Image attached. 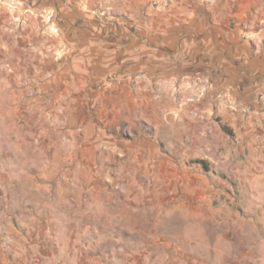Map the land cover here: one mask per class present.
<instances>
[{"label":"rangeland","instance_id":"rangeland-1","mask_svg":"<svg viewBox=\"0 0 264 264\" xmlns=\"http://www.w3.org/2000/svg\"><path fill=\"white\" fill-rule=\"evenodd\" d=\"M214 1L224 49L134 84L120 52L59 41L54 16L26 41L25 9L1 0L0 241L46 240L53 264H264V77L233 68L264 0Z\"/></svg>","mask_w":264,"mask_h":264},{"label":"crops","instance_id":"crops-1","mask_svg":"<svg viewBox=\"0 0 264 264\" xmlns=\"http://www.w3.org/2000/svg\"><path fill=\"white\" fill-rule=\"evenodd\" d=\"M8 1L9 8L15 11L25 9L26 41H32V31L37 23H47L54 16L60 23L56 37L59 41L71 40L77 55H91L97 51L103 56H111L120 52L127 66L125 75L129 76L143 73L158 80L192 75L193 66L199 67L203 61L207 64L206 57L224 49L225 45L221 34L223 22L219 19L222 13L214 0L201 1L196 5H189L187 0H173L166 10L153 7L151 0ZM255 8L256 5L253 6ZM33 9L40 15L34 14ZM255 18L252 16L250 19L253 21L249 19L247 25L242 23L243 26L237 29L240 36L247 30L244 36H248L255 45L252 48L248 41L241 44L239 39L242 36L238 38L235 44L238 58L233 68L242 76L247 70L248 73L253 72L257 86L264 77V55L255 42L264 39V25L258 31L254 29ZM260 21L264 22V19L260 18ZM202 45L209 48L208 54L192 50ZM43 46V50L49 48L47 42ZM30 50L24 48V55H28ZM55 260L48 252L46 240L34 242L7 238L0 241V264H53ZM59 264L79 262L66 258L60 259Z\"/></svg>","mask_w":264,"mask_h":264},{"label":"built area","instance_id":"built-area-1","mask_svg":"<svg viewBox=\"0 0 264 264\" xmlns=\"http://www.w3.org/2000/svg\"><path fill=\"white\" fill-rule=\"evenodd\" d=\"M1 3V0H0ZM154 3L161 8H166L169 4V0H155ZM145 75L143 73H138L135 76H129L128 78L134 83L137 84L140 79H142ZM120 77L118 74H112L110 75L106 80L104 84H110L111 82L117 80V78ZM202 84L204 87L212 88L213 84L209 82V80L205 79L202 81Z\"/></svg>","mask_w":264,"mask_h":264},{"label":"trees","instance_id":"trees-1","mask_svg":"<svg viewBox=\"0 0 264 264\" xmlns=\"http://www.w3.org/2000/svg\"><path fill=\"white\" fill-rule=\"evenodd\" d=\"M118 75H121L120 73L118 74ZM123 76L125 75V74H122ZM197 163H199V164H201L205 169H207V164H206V162H204V161H202V160H198V161H196Z\"/></svg>","mask_w":264,"mask_h":264}]
</instances>
